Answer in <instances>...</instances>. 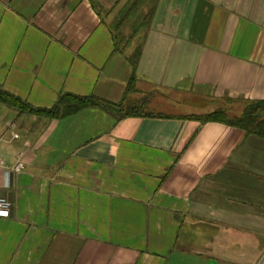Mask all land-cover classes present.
<instances>
[{
    "label": "crops",
    "instance_id": "crops-1",
    "mask_svg": "<svg viewBox=\"0 0 264 264\" xmlns=\"http://www.w3.org/2000/svg\"><path fill=\"white\" fill-rule=\"evenodd\" d=\"M120 2L0 0V89L35 108L118 102L133 74L169 110L0 104V159L22 163L0 167V264H264V140L186 117L200 96L231 115L264 100V0H157L134 67L100 15Z\"/></svg>",
    "mask_w": 264,
    "mask_h": 264
},
{
    "label": "trees",
    "instance_id": "trees-1",
    "mask_svg": "<svg viewBox=\"0 0 264 264\" xmlns=\"http://www.w3.org/2000/svg\"><path fill=\"white\" fill-rule=\"evenodd\" d=\"M143 0H132L129 6L120 14L118 21L113 25H108L110 33L114 39V46L116 51H123L122 48L125 47L127 40L120 37V32L125 24L132 18L134 12H136V7ZM157 0H153V7L151 11L145 16L151 17ZM94 6H98L94 1H92ZM100 8V7H99ZM136 32L133 31L132 35ZM129 39V38H128ZM122 42L124 44L122 45ZM120 45H122L120 47ZM140 53V47L136 50V54L129 55L127 57L130 64L134 67L137 62V58ZM135 57V59H133ZM134 81V75L131 76V82ZM0 104L14 109L19 113H28L36 116H42L49 119H58L68 117L70 115L76 114L84 109L98 108L112 114L117 121L124 119L126 117L132 116H150L148 113L144 112L143 106L139 102L129 101L125 97L119 102H111L104 100L94 94L88 96H78L70 93L61 94L56 100L55 104L50 108H35L29 105L22 99L12 95L11 93L0 89ZM189 119L199 120L201 122H222L224 124L242 129L247 135H252L259 139L264 140V100L249 101L245 104L243 112L240 115H228V113L223 109H216L212 112H208L205 115H188Z\"/></svg>",
    "mask_w": 264,
    "mask_h": 264
},
{
    "label": "rangeland",
    "instance_id": "rangeland-1",
    "mask_svg": "<svg viewBox=\"0 0 264 264\" xmlns=\"http://www.w3.org/2000/svg\"><path fill=\"white\" fill-rule=\"evenodd\" d=\"M131 2H132V0H121L120 3H118L115 7H113L112 9H110L108 11L100 8V15L102 17V20H104L107 25L115 24L118 21L117 19L121 15L120 13L123 12L129 6V4ZM153 5H154L153 0H143L136 7V9H135L136 12H134V15L132 16V18L125 24V26L122 29H120L121 31L118 32L120 34V37L124 36L123 38L125 40H127L125 47L122 48V50L125 54H129V55L134 54L135 55L136 50L140 47V53H139L138 58L140 57L142 47H143V44L145 42V38H146L147 33H148V31L152 25L153 16H154V14H152L151 17H149L148 15L147 16H145V15L151 11ZM135 30H136V32L134 33V35H132L133 31H135ZM123 44H124V42H122V45ZM122 45H120V47ZM138 58H137V60H138ZM133 59H135V57ZM139 91H140V89L138 87H136L135 81L129 83L128 88H127V92L130 95H128V93H127V95H128L127 99H130L129 101H131V103H133V102L135 103V102L143 100V102H145L147 105L150 104L151 98L153 99L155 92L145 91V92H143V93H145L144 95H140ZM118 98H120V97H118ZM194 99H195L196 103L198 104L197 106H198V108H200V111L202 110V114H200V115H205L206 114L205 110L208 108V106H207V108L205 106L208 103H211V101L209 99L203 97V96L196 97ZM212 102H213L212 106L209 105V107H211V108L213 107L212 109L215 108L214 106L220 104V106L223 107L222 109L225 110L228 113V115H231L230 113H233V111H234V109H231L233 106L230 107V104H229L230 101L228 104L226 102H220V103H218L217 101H212ZM143 110H144V112L147 113V111H149V110H158V111H164L165 112L168 109H166L165 107H162V108L156 107L155 108V106H149V105L146 107V105H145L143 107ZM197 110H199V109H197ZM171 112H182V110L180 109V111L177 110V111H171ZM210 122H213V121H210Z\"/></svg>",
    "mask_w": 264,
    "mask_h": 264
},
{
    "label": "built area",
    "instance_id": "built-area-1",
    "mask_svg": "<svg viewBox=\"0 0 264 264\" xmlns=\"http://www.w3.org/2000/svg\"><path fill=\"white\" fill-rule=\"evenodd\" d=\"M13 136L16 137L15 134ZM0 167H6L8 169H12L14 171H20L22 169V163L18 162L14 165L10 166L6 164L2 159H0ZM10 208L11 204L10 202L5 198L0 196V219L8 218L10 215Z\"/></svg>",
    "mask_w": 264,
    "mask_h": 264
}]
</instances>
